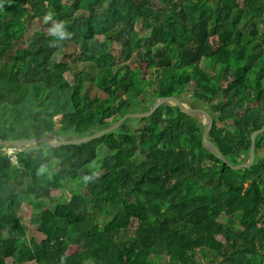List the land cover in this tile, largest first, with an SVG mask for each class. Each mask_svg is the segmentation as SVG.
<instances>
[{"label": "trees", "instance_id": "1", "mask_svg": "<svg viewBox=\"0 0 264 264\" xmlns=\"http://www.w3.org/2000/svg\"><path fill=\"white\" fill-rule=\"evenodd\" d=\"M60 21L70 40L49 33ZM168 97L214 118L209 139L232 166L249 161L264 129V0H0V139L81 138ZM199 121L168 103L88 143L0 145V264H264V134L253 167L233 171Z\"/></svg>", "mask_w": 264, "mask_h": 264}, {"label": "water", "instance_id": "2", "mask_svg": "<svg viewBox=\"0 0 264 264\" xmlns=\"http://www.w3.org/2000/svg\"><path fill=\"white\" fill-rule=\"evenodd\" d=\"M184 100V99H183ZM183 100L178 99L176 97H168V98H159L154 103L153 107L146 113H128L126 114L122 119L117 121L116 123L112 124L108 128H105L100 131H96L91 135H87L81 138H73V139H67L62 136H57L55 134H47L46 136L33 138V139H26V140H2L0 139V145L4 146H12L16 147L17 149H22L24 145H28L30 147L43 142L46 143L48 146L53 147H61L66 145H80L84 143H88L90 141L96 140L98 138H101L115 130H117L126 120L130 118H148L152 114L155 113V111L162 105L173 103L178 111L182 114L188 115L190 117L197 116L201 117L205 121V127H204V133H203V146L211 150L213 153L217 155L220 161H222L224 164L229 166L233 171H240V170H250L254 163H255V152H256V139L264 134V129H261L257 132H255L252 137V145L250 149V158L249 161L246 164H242L239 166H232L228 160L223 156V154L220 152V150L212 143L209 139L210 133L212 131V128L214 126L215 120L214 118L202 107H196V106H189L183 102ZM187 100L190 102V98L188 97ZM193 100H196L195 98Z\"/></svg>", "mask_w": 264, "mask_h": 264}, {"label": "rangeland", "instance_id": "3", "mask_svg": "<svg viewBox=\"0 0 264 264\" xmlns=\"http://www.w3.org/2000/svg\"><path fill=\"white\" fill-rule=\"evenodd\" d=\"M82 7L84 8V9H86V2L84 1L83 2V5H82ZM83 25H84V27H83V31H84V33L85 34H87L88 32H87V25L85 24V23H83ZM32 32H33V26H30L29 24H23L22 25V28H21V30H20V35H22V37H23V41H25V42H27L26 41V39L28 40V39H30V37H31V35H32ZM87 32V33H86ZM65 53L68 55V56H72V55H74L75 53H77V50L75 49V48H70V49H67V50H65ZM62 55H63V52H60V53H58V57L59 58H61L62 57ZM26 56V55H25ZM129 64H130V66L132 67V69H133V71H136V62H135V60L133 59V60H131L130 62H129ZM201 67H203V68H206V65H205V62H203L201 65H200ZM189 70H191V69H189ZM109 78V79H112L113 78V74H112V71L110 70V69H105L104 71H102V73H98V78H97V82H100L101 81V79L102 78ZM188 90V93H189V88L187 89ZM101 94V93H100ZM137 113V112H136ZM132 121H134L135 119H131ZM202 125H204V127H205V121H204V119H202L201 117H200V121H199ZM134 124H137V125H139V123L137 122V121H135L134 122ZM140 126H141V124H140ZM156 142V141H155ZM153 140H148V141H146V142H144V146L145 147H150V148H154V147H156L157 146V144L155 143ZM6 150H8L10 153H15L16 152V150L15 149H12V148H7ZM108 152L106 151V150H104V151H99V155H98V159L90 166L92 169H93V171H98V172H100L101 173V168H100V165H101V162H102V160H103V158H104V156L107 154ZM137 159H138V162H141L142 160H143V155L140 153V152H138L137 153ZM73 185L74 184H71L70 185V189L73 187ZM223 186H225L226 187V185H223ZM84 187V185L82 184V183H78L77 184V186H75L74 188H73V191H78V190H81L82 188ZM53 193H54V195L55 196H62L63 194H64V192L63 191H60V190H54L53 191ZM69 194H70V192H69ZM67 198H69V196L67 195ZM33 213H34V210H33V208L32 207H27V211H26V213H25V215H26V221H28V223L30 224V219H31V217H32V215H33ZM31 227V234H37L38 233V229L35 227V226H30ZM68 252H72V250L70 249V250H68ZM87 264H94L92 261L91 262H88Z\"/></svg>", "mask_w": 264, "mask_h": 264}, {"label": "clouds", "instance_id": "4", "mask_svg": "<svg viewBox=\"0 0 264 264\" xmlns=\"http://www.w3.org/2000/svg\"><path fill=\"white\" fill-rule=\"evenodd\" d=\"M52 15L53 14L51 12H49L44 18L45 22L50 20L52 18ZM49 33L53 37L57 38V40L60 41V42H63V41H66V40H70L74 36V33L68 30V28L66 27V25H65V23L63 21L54 23L52 25V27L49 29ZM49 44H50L51 47L58 46L53 41H50ZM41 171H43V169ZM99 176H100V172L94 171L90 175H85L83 177V179H84L85 183H87V182H90V181H94L95 179H98Z\"/></svg>", "mask_w": 264, "mask_h": 264}]
</instances>
